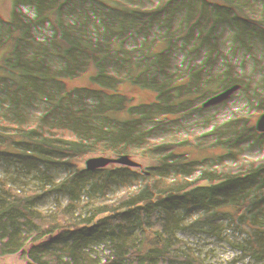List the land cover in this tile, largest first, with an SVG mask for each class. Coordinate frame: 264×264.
<instances>
[{"label": "trees", "instance_id": "1", "mask_svg": "<svg viewBox=\"0 0 264 264\" xmlns=\"http://www.w3.org/2000/svg\"><path fill=\"white\" fill-rule=\"evenodd\" d=\"M75 102L96 119L87 244ZM0 264H264V0H196L190 17L181 0H0Z\"/></svg>", "mask_w": 264, "mask_h": 264}, {"label": "rangeland", "instance_id": "2", "mask_svg": "<svg viewBox=\"0 0 264 264\" xmlns=\"http://www.w3.org/2000/svg\"><path fill=\"white\" fill-rule=\"evenodd\" d=\"M186 9L188 10V16L195 6L196 0H181ZM137 31L133 33L135 36H139L138 28ZM98 54V53H97ZM61 57L65 61L66 65L70 68L72 63V56L68 50L61 47ZM209 75L215 72L214 69H207ZM72 79L75 81L76 77L72 73ZM69 95L72 94L71 90H68ZM76 108V126L75 133L78 140L81 142L83 149L85 150V159L79 161L75 170L73 171V176L79 179L80 183V210L78 214L77 221L74 226V231L76 235H83L85 244L93 241L94 234L90 228V217L93 211L96 210L98 205V196L96 190V184L94 181V140L96 138V119L94 117V112L85 108L83 105L75 102ZM204 171L202 177V184L204 190L207 193L208 199L214 204L216 221L213 226V235L216 242V247L221 248L227 229V217L225 211L224 202L219 194L218 185L215 174V161L214 159L207 155L204 158ZM241 176L243 181L249 185H255V177L253 169L250 165L243 164L241 169ZM146 212L144 210H138V214L135 215V219L132 222V228L130 231L131 239L134 243L133 254L136 256L143 246V237L147 230V220ZM133 255V256H134ZM81 258L84 256V251L81 253ZM134 256V257H135Z\"/></svg>", "mask_w": 264, "mask_h": 264}, {"label": "water", "instance_id": "3", "mask_svg": "<svg viewBox=\"0 0 264 264\" xmlns=\"http://www.w3.org/2000/svg\"><path fill=\"white\" fill-rule=\"evenodd\" d=\"M82 155H83V159H85L86 155H85V150L84 149H83Z\"/></svg>", "mask_w": 264, "mask_h": 264}]
</instances>
